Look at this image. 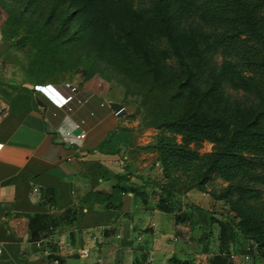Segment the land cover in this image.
<instances>
[{
	"label": "rangeland",
	"instance_id": "1",
	"mask_svg": "<svg viewBox=\"0 0 264 264\" xmlns=\"http://www.w3.org/2000/svg\"><path fill=\"white\" fill-rule=\"evenodd\" d=\"M233 1L238 21L251 31L240 38L261 49L255 24L264 23V7L248 8L254 0ZM226 3L0 0V34L8 43L1 80L7 96L23 106L40 84L97 85L126 103L140 125L153 130L154 146L162 118L220 119L230 131L217 142L175 135V141L195 151L197 158L171 177L208 199L204 209L212 222L207 237L198 238L201 233L194 229L191 240L196 245L206 239L208 254L223 251L218 223L225 222L233 233L228 251L241 253L250 247V260L242 264H264V247L257 248L264 236V164L253 166L248 175L210 169L212 154L264 112V80L253 77L242 63L247 48L230 46L232 32L223 20ZM259 123L264 125V119ZM239 188H253V198L240 200ZM210 256H195L190 262L207 264Z\"/></svg>",
	"mask_w": 264,
	"mask_h": 264
},
{
	"label": "crops",
	"instance_id": "2",
	"mask_svg": "<svg viewBox=\"0 0 264 264\" xmlns=\"http://www.w3.org/2000/svg\"><path fill=\"white\" fill-rule=\"evenodd\" d=\"M7 50L0 34V264H170L212 256L208 240H191L194 229L207 237L208 199L163 178L153 130L89 83L40 84L27 106L12 101L1 80ZM118 104L125 117L115 116ZM76 129L85 132L79 145L55 141L58 130Z\"/></svg>",
	"mask_w": 264,
	"mask_h": 264
},
{
	"label": "trees",
	"instance_id": "3",
	"mask_svg": "<svg viewBox=\"0 0 264 264\" xmlns=\"http://www.w3.org/2000/svg\"><path fill=\"white\" fill-rule=\"evenodd\" d=\"M253 2V1H252ZM250 2L248 8L260 10L264 7V0H254ZM225 26L231 30L230 46H242V49L247 48L241 58L245 68L253 73L252 76L260 77L264 80V23L255 25L259 29V44L260 48L248 46V40L241 39L240 36L249 31L247 26L238 21L237 6L233 0H227L224 8ZM264 119V112L259 113L251 125L245 129H239L231 140L226 142L224 148L218 149L212 154L213 159L210 165L211 170H215L220 174H229L232 176L233 171L245 172L248 175L253 171L254 167L259 164H264V125L259 122ZM259 124V125H258ZM159 129L156 145H151L152 149H156L159 153L157 160L161 165L162 176L172 182L180 183L178 179L172 178L171 173L181 169H187L192 160L197 158V153L188 148H184L175 141L176 134L189 136L191 140L197 137L208 139L212 142H217L219 136L229 132L227 126L220 119H208L206 121H197L196 119H185L179 116H170L167 119L162 118L157 125ZM186 183V182H181ZM187 184V183H186ZM188 185V184H187ZM169 186V185H168ZM189 186V185H188ZM190 187V186H189ZM170 188V186H169ZM241 192L240 200L253 198L255 190L253 188H239ZM160 209L168 211L166 198H160L158 202ZM209 219V223H211ZM219 244L223 245V251H218L207 260V264H228L226 252L228 245L233 237L231 225L225 222L218 223ZM257 248L264 247V236ZM170 264H193L188 260H179L176 258L169 259Z\"/></svg>",
	"mask_w": 264,
	"mask_h": 264
},
{
	"label": "built area",
	"instance_id": "4",
	"mask_svg": "<svg viewBox=\"0 0 264 264\" xmlns=\"http://www.w3.org/2000/svg\"><path fill=\"white\" fill-rule=\"evenodd\" d=\"M68 89H70L73 93H76L78 90L73 88L71 85L67 84ZM112 110L116 117L121 118L125 117L128 112L122 105H115L112 107ZM51 131H54V129H50ZM59 132V130H58ZM56 134L55 141L59 142L64 145L66 148H70L72 145H79V143L84 139L85 132L80 129L78 133L70 132L67 133V135H62L60 133ZM250 247H247L246 250H244L241 253H236L234 251H228L226 252L225 256L227 259L228 264H242L243 262H247L250 260ZM3 253V245L0 242V257ZM82 256L86 257L88 255V251H83Z\"/></svg>",
	"mask_w": 264,
	"mask_h": 264
},
{
	"label": "water",
	"instance_id": "5",
	"mask_svg": "<svg viewBox=\"0 0 264 264\" xmlns=\"http://www.w3.org/2000/svg\"><path fill=\"white\" fill-rule=\"evenodd\" d=\"M12 85H15V82H9ZM80 131V129H76L75 133H78Z\"/></svg>",
	"mask_w": 264,
	"mask_h": 264
}]
</instances>
